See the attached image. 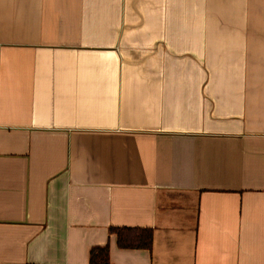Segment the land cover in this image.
I'll list each match as a JSON object with an SVG mask.
<instances>
[{
    "label": "crops",
    "instance_id": "1",
    "mask_svg": "<svg viewBox=\"0 0 264 264\" xmlns=\"http://www.w3.org/2000/svg\"><path fill=\"white\" fill-rule=\"evenodd\" d=\"M106 246L264 264V0H0V264Z\"/></svg>",
    "mask_w": 264,
    "mask_h": 264
},
{
    "label": "trees",
    "instance_id": "2",
    "mask_svg": "<svg viewBox=\"0 0 264 264\" xmlns=\"http://www.w3.org/2000/svg\"><path fill=\"white\" fill-rule=\"evenodd\" d=\"M112 233L117 237V244L122 249H145L150 250L153 246L154 234L151 229H113ZM109 248H94L90 254L91 264H108Z\"/></svg>",
    "mask_w": 264,
    "mask_h": 264
}]
</instances>
